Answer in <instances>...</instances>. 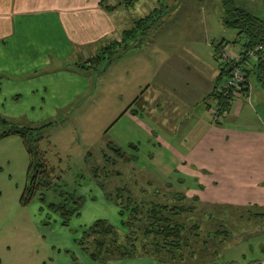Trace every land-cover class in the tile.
Here are the masks:
<instances>
[{
	"label": "rangeland",
	"instance_id": "rangeland-1",
	"mask_svg": "<svg viewBox=\"0 0 264 264\" xmlns=\"http://www.w3.org/2000/svg\"><path fill=\"white\" fill-rule=\"evenodd\" d=\"M102 1L117 3L121 0ZM235 2L264 18V0ZM116 8L117 12L115 10L112 14L115 15L118 30L100 41L86 44L88 56L111 39L117 38L137 17L151 14L153 24L137 44L120 51L110 62L101 61L94 68L82 69L85 80L80 81V90L69 102L53 104L50 106L53 109L46 110L47 113L39 109L25 110L26 94L18 100L5 99L4 105H0L1 115L13 121H21L22 124L36 125L53 121L44 129L39 147L45 150L47 162L61 173L63 180L71 187H77V191L84 195L79 213L71 215L65 223L59 213L50 210L36 197L28 204H21L19 195L26 181L29 156L19 135L0 137V264H151L147 260L141 261V256L95 260L78 243L83 229L97 218H105L119 233L125 232L119 208L115 201L106 197V188L114 195L113 187L121 182L135 190L140 188L137 184L144 183L149 190L157 182L161 186L159 182L170 181L172 187L192 195L193 190L188 188L193 184L192 178L189 176L184 179L177 172V157L171 152L170 145H177V137L180 138L190 125L189 120H186L187 114L191 112L190 107L187 103L177 101V92H180V98L187 100L194 95L191 93L192 83L189 78L196 75V79L205 81L206 77L205 74L196 73L197 66L194 63L197 60L192 63L193 58L186 57L184 50L196 55L199 64L203 62L206 68L212 66L217 71L219 65L212 56V42L216 43L224 38L228 41L226 49L234 50L239 46L238 42H232L236 37V30L224 26L220 21L221 0H136L131 6L121 3ZM40 28L41 36H34L33 40L41 41L42 45L32 49H43L40 55L45 54L49 61L54 60L52 52H55L56 45L51 44L47 36L51 34L55 37L57 32L54 28L51 31V27ZM5 49L11 51L9 47ZM84 56L82 53L78 58L77 53L71 54L62 61V65L71 70L73 61L83 60ZM59 63L54 60L51 64ZM185 63L193 64V67L185 69ZM225 78L226 75L220 80ZM248 79L250 95L235 99L234 105L223 117L224 122L234 127L250 128L251 124L264 123V103L260 98L253 99L254 93L259 89L264 93V88L258 84L254 75H249ZM138 94L152 97L147 102L151 116L142 110L138 115L139 119L153 129L151 131L134 120L136 118L128 110H124ZM180 104L183 105L182 108L177 109ZM192 105L190 106L194 111L198 109L196 105ZM199 105L203 106V100ZM5 108L9 111H4ZM204 114L210 117V110L206 106ZM157 132L162 134L169 146L159 144L155 137ZM107 143L121 147L126 155L135 154L136 158L110 163L107 168L113 172L102 186L93 177L91 169L94 165H103V149L107 154H114L113 150L106 147ZM88 150L91 152L90 156H86ZM116 170L120 172L116 173ZM137 171L142 175L136 176ZM178 177L183 178L182 182L179 183ZM148 179L152 180L151 184L147 182ZM162 188L166 189V186ZM57 199L58 195L52 190L45 192L46 202ZM248 207L244 209L248 211ZM202 208L208 211L215 209L209 202L200 199L198 209ZM219 210L216 207V211ZM228 214V217L237 218L241 213ZM259 223L264 225V216ZM216 224L217 219L207 218L206 225L213 227ZM255 224V221L249 222L248 219L245 223L231 222V225L236 226L237 232L238 225H242L240 228L246 226L244 229L248 230L258 226ZM258 232L241 242L238 241L239 238L233 241L229 235L219 246L222 249L219 257L216 256L208 264H228L237 259L243 250L247 258L258 256L260 252L257 251V246L264 243V230ZM240 257L242 259V255ZM157 263L169 264L158 260Z\"/></svg>",
	"mask_w": 264,
	"mask_h": 264
},
{
	"label": "crops",
	"instance_id": "crops-1",
	"mask_svg": "<svg viewBox=\"0 0 264 264\" xmlns=\"http://www.w3.org/2000/svg\"><path fill=\"white\" fill-rule=\"evenodd\" d=\"M100 2L101 0H0V105H4L5 99L18 100L26 94L25 110L39 109L47 113L46 110L53 109L50 107L53 104L61 105L71 100V97L80 90V81H84L85 76L82 70L75 67L76 61H73L71 70L66 69L68 67L62 65V61L74 53H77L78 58L83 53L85 56L82 59L86 58L88 56L86 44L100 41L118 30L115 15L112 14L115 10L117 12V8L107 12ZM43 26L48 29L51 27V31L54 28L57 32L55 37L48 34L47 38L51 44L56 45L52 54L54 60L60 62L59 64H51L54 60L49 61L47 55H40L43 49L40 51L32 49L42 45L41 41L33 38L37 35L41 36L40 27ZM141 39V37L137 38L131 45L137 44ZM220 40L224 38L218 41ZM218 41L212 42L214 59V48ZM238 45L234 50L241 49L240 44ZM6 47L11 51L8 52ZM184 52L187 54L186 57L193 58L192 63L197 60L194 63L197 66L196 73L205 74L206 78L205 81L196 79V75L194 78H189L192 83L191 93L194 95L187 100L180 98V92H177V101L187 103L191 110L186 118L190 122L189 129L184 130L180 138L177 137V145H170L171 152L177 157V172L183 178L189 176L192 178L193 184L188 188L193 190L192 195H198L202 201L205 200L211 205L234 207L252 205L253 208L258 209L257 211H263L264 123L263 127L257 124H251L250 128L234 127L224 122L223 117H220V123L207 117L204 114V106L214 101V97L207 95L216 84L221 64L215 59L219 68L214 71L212 66L206 68L203 62L199 64V59L191 54V51L185 49ZM5 55H8V60ZM191 65L193 64L185 63L183 67L191 68L193 67ZM44 68L48 70L44 71ZM259 90L253 92L255 94L253 99L260 98L264 103V93ZM250 92L251 87L248 92L237 91L228 111L234 105L235 99L240 96L248 97ZM57 97L59 101L56 102ZM148 98L150 102L152 97ZM148 98L145 99L142 111L149 115L151 109L147 107ZM201 100L203 106L199 105ZM191 104L196 105L198 109L194 111ZM182 106L180 104L177 109H181ZM7 109L5 108L4 111ZM127 110L133 118H136L134 120L143 124L148 131L153 130L139 119L138 115L141 112L132 113ZM155 137L159 144L169 146L159 132ZM236 217L229 218L244 223L248 219L241 215ZM240 226L242 225H238V236L244 235L239 242L259 233L255 227L246 230L244 229L246 226L244 228ZM241 230L245 231L241 232ZM262 245L263 242L257 246V251L260 252L258 256L247 258L243 250L234 260L240 264H264ZM140 260L160 264L151 256H141Z\"/></svg>",
	"mask_w": 264,
	"mask_h": 264
},
{
	"label": "trees",
	"instance_id": "trees-1",
	"mask_svg": "<svg viewBox=\"0 0 264 264\" xmlns=\"http://www.w3.org/2000/svg\"><path fill=\"white\" fill-rule=\"evenodd\" d=\"M136 0H121L117 3H106L101 0V6L107 12L114 10L118 4L131 6ZM222 10L220 21L226 27L236 30V37L232 42H238L245 51L256 45L261 47L255 51L252 59H247L245 73L247 78L254 75L258 84L264 88V18L236 4L235 0H221ZM151 14L137 17L130 27L124 28L119 38L111 39L94 54L76 61L75 67L80 70L96 67L101 63L110 62L120 51L127 49L133 40L143 38L152 23ZM227 40H220L214 48V56L221 64L214 88L208 93V97H214V101L207 104V108L216 107L215 116H210L215 122L220 123V117L231 106L235 93L233 90L224 94L220 90L224 75L229 74V62L221 59V48ZM218 47V48H217ZM250 86L245 84L239 91L248 92ZM145 99L138 94L125 108L132 113H139L143 109ZM132 104H135L132 108ZM21 121H13L0 114V137L17 134L21 137L23 145L29 156L26 169V181L19 195V202L28 204L33 198H38L52 211L60 214L62 222H66L71 215L79 213L84 202V195L77 191V187H71L62 178L59 171L47 162L45 150L39 147V141L44 137V129L53 123L52 120L36 125L22 124ZM106 147L113 150L114 154H107L103 149V165L92 166V175L100 185H105V179L113 170L107 168L110 163L119 160L129 161L136 155H126L121 147L107 143ZM90 151L86 156H90ZM107 168V169H105ZM119 173V170L115 171ZM142 175L137 171L136 176ZM99 176V177H98ZM146 179V176H143ZM99 178H101L99 180ZM179 178L182 182L183 178ZM151 179L147 180L151 184ZM158 183V182H157ZM153 184V189L145 188L139 183L140 188L128 186L124 182L113 187V192L106 188V197L115 201L118 212L122 216L121 223L125 227L124 233H119L113 224L105 218H97L87 225L81 234L78 243L95 260L106 258H127L132 256L149 255L156 260L169 264H208L219 257L220 244L230 235L232 240L239 238L236 226L231 225L227 213H241L248 220L255 221L256 231L264 230V225L259 221L264 216V210L257 211L254 206H228L212 205L208 211L206 208L198 209L200 198L198 195H187L186 192L172 187L170 181H162L161 186ZM166 186V189L162 187ZM172 187V188H171ZM52 190L58 195L57 200L45 201V192ZM136 191V192H135ZM209 206V205H208ZM219 207V211H216ZM198 211V213H196ZM221 213H217L220 212ZM228 214V215H229ZM239 214V215H241ZM243 216V215H242ZM207 218L217 219L216 226L206 225ZM235 227V228H234ZM238 240V241H239ZM232 242V241H231ZM264 248V245H262ZM228 264H240L231 260Z\"/></svg>",
	"mask_w": 264,
	"mask_h": 264
},
{
	"label": "built area",
	"instance_id": "built-area-1",
	"mask_svg": "<svg viewBox=\"0 0 264 264\" xmlns=\"http://www.w3.org/2000/svg\"><path fill=\"white\" fill-rule=\"evenodd\" d=\"M260 47V45H256L253 48H249L244 51L242 48L239 50H227L226 45L222 46L221 59L230 63L229 74L220 86V90L224 94H227L228 91L231 90L236 93L239 91V88L245 84L250 86L249 79L245 73V67L248 65L247 59H252L254 57L255 51ZM216 107L217 106L210 109V116H215Z\"/></svg>",
	"mask_w": 264,
	"mask_h": 264
},
{
	"label": "water",
	"instance_id": "water-1",
	"mask_svg": "<svg viewBox=\"0 0 264 264\" xmlns=\"http://www.w3.org/2000/svg\"><path fill=\"white\" fill-rule=\"evenodd\" d=\"M230 68L228 67V70H229Z\"/></svg>",
	"mask_w": 264,
	"mask_h": 264
}]
</instances>
